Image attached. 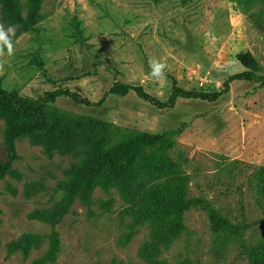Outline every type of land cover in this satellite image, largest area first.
<instances>
[{"label":"rangeland","instance_id":"rangeland-1","mask_svg":"<svg viewBox=\"0 0 264 264\" xmlns=\"http://www.w3.org/2000/svg\"><path fill=\"white\" fill-rule=\"evenodd\" d=\"M17 1L26 16L29 0ZM38 15L23 33L0 4V24L15 33L12 55L0 57V89L30 100L69 90L92 106L61 96L48 110L90 118L97 137L161 136L162 149L136 161L128 187L98 179L75 194L52 225L41 216L62 211L85 145L47 149L19 136L0 180V264H36L52 253L44 264H251L243 246L264 251V86L233 81L214 102L178 99L169 108L107 91L140 86L165 102L174 80L187 91L218 92L245 71L235 59L241 52L264 76V0H42ZM150 57L166 65L163 79L151 75ZM6 129L0 118V161ZM178 190L245 223L242 236L214 233L198 207L151 217L153 194Z\"/></svg>","mask_w":264,"mask_h":264},{"label":"trees","instance_id":"trees-1","mask_svg":"<svg viewBox=\"0 0 264 264\" xmlns=\"http://www.w3.org/2000/svg\"><path fill=\"white\" fill-rule=\"evenodd\" d=\"M42 0H29L28 12L23 16L17 0H0L4 18L10 24L18 26L19 31L26 33L33 30L39 20V9ZM236 61L245 68V71L231 75L223 85V90L218 92L187 91L179 87L173 80L170 94L165 102H160L148 95L140 86L115 84L107 94L126 96L133 92L138 98L160 108L174 106L178 99H197L214 102L228 89V84L233 81H253L264 86V76L256 74L258 63L249 52L238 53ZM69 97L74 103L92 106L87 99L81 98L77 93L69 90L46 92L40 100H30L17 92H7L0 89V118L4 119L7 129L4 136L2 160L0 161V180L9 172L16 160L15 140L22 135L28 136L33 143L41 144L47 149L57 142L70 145L76 139L85 145V152L81 164L72 170L71 178L65 184L66 200H63L62 211L58 214H43L41 219L56 224L71 204L75 194L87 191L98 179L114 182L122 187H128L133 180V171L136 161L145 153L150 152L153 157L162 149V137L146 133L131 132L120 134L118 131L111 134H101L97 137L94 133L93 120L85 116H72L60 113L57 110H48L46 103L53 102L56 98ZM84 129V133L79 131ZM174 131L172 134H177ZM149 158H143L145 163ZM150 171V168L148 169ZM198 207L204 211L209 219L214 233H227L240 238L245 231V223L235 225L222 217L217 211L210 208L200 198H187L186 193L178 190L173 194H153V204L149 208L151 217H179L183 212ZM177 219V218H174ZM264 222V218L261 220ZM32 238L31 236H27ZM18 248L28 250V245L18 244ZM245 254L251 264H264V251H247ZM55 254H50L46 259L36 264L52 261Z\"/></svg>","mask_w":264,"mask_h":264},{"label":"clouds","instance_id":"clouds-1","mask_svg":"<svg viewBox=\"0 0 264 264\" xmlns=\"http://www.w3.org/2000/svg\"><path fill=\"white\" fill-rule=\"evenodd\" d=\"M13 26H9L5 30L4 26L0 24V57L11 56L13 53V43L11 37L14 36ZM5 48H7V53H5ZM149 66L151 68V75L157 80L163 79L164 69L166 65L162 63L158 58L150 57Z\"/></svg>","mask_w":264,"mask_h":264}]
</instances>
